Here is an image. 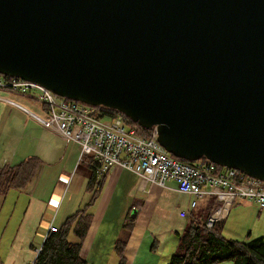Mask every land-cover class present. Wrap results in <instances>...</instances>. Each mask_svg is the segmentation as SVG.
<instances>
[{"label":"water","instance_id":"1","mask_svg":"<svg viewBox=\"0 0 264 264\" xmlns=\"http://www.w3.org/2000/svg\"><path fill=\"white\" fill-rule=\"evenodd\" d=\"M0 73L264 179V0H0Z\"/></svg>","mask_w":264,"mask_h":264},{"label":"crops","instance_id":"2","mask_svg":"<svg viewBox=\"0 0 264 264\" xmlns=\"http://www.w3.org/2000/svg\"><path fill=\"white\" fill-rule=\"evenodd\" d=\"M80 152V143L70 140L59 130L42 104L27 96L0 89V167L30 156L43 161L33 178L36 180L25 189L0 194V218L10 193L16 196L15 200L11 198L13 211L19 202L23 204L16 226L8 233L10 241L6 240V247L0 255L5 264H26L33 260L47 237L50 225L61 226L56 224L55 217L47 220L46 216L49 208L57 213L61 209L62 203L59 208L56 206L64 189L62 183L69 176L70 181L74 175L71 188L75 192L78 188L87 189L92 170L86 165L76 167ZM47 170L49 176L54 174L56 180H59L52 191L46 189L45 185L39 188ZM139 182L135 173L120 166L108 172L95 205L93 223L82 247V256L89 264H110L115 259L114 255L116 261H119L114 242L127 222L130 209L133 210L135 206L134 227L125 250L127 264H168L177 247L178 235L184 230L191 215L207 206L210 199H202L203 203L199 202L192 210V194L180 192L174 180L167 181L165 187L148 183L144 190L139 188ZM126 195L131 205L126 211L119 210L121 213L111 219L115 223L107 225V205ZM71 210L68 204L64 212L69 214ZM182 212L188 216H182ZM108 214L111 215L110 209ZM11 219L12 215H9L8 225ZM117 222L120 224L116 225ZM5 231L6 226L0 222V246ZM173 237L175 240L171 242ZM155 239L157 241L153 246ZM110 240L111 244L107 248L106 244Z\"/></svg>","mask_w":264,"mask_h":264},{"label":"built area","instance_id":"3","mask_svg":"<svg viewBox=\"0 0 264 264\" xmlns=\"http://www.w3.org/2000/svg\"><path fill=\"white\" fill-rule=\"evenodd\" d=\"M0 89L41 103L59 130L80 143L81 158H87L97 177L120 166L138 176L142 190L148 183L165 187L167 181L174 180L180 192L193 195L192 208L198 200L213 197L218 208L207 220L209 227L220 221L236 199L254 201L264 208V179L209 160L178 159L159 143L156 129L145 132L130 118L109 113L105 106L69 99L38 82L2 73ZM56 230L51 226L49 233Z\"/></svg>","mask_w":264,"mask_h":264},{"label":"trees","instance_id":"4","mask_svg":"<svg viewBox=\"0 0 264 264\" xmlns=\"http://www.w3.org/2000/svg\"><path fill=\"white\" fill-rule=\"evenodd\" d=\"M106 109L113 115L127 116L118 109ZM152 129L143 127L145 132ZM200 160L206 158L202 157ZM42 164L40 158L30 156L20 162L0 167V194H7L12 189H25ZM106 177L107 173L100 178L94 173L91 175L87 183V190L91 192L89 201L68 215L56 231L47 235L34 259V264H89L82 256V247L94 220L95 208L93 210L91 208L100 197ZM234 204L235 201L231 202V207ZM217 206L215 198H210L207 206L191 215L184 230L178 235L177 247L168 264H215L221 261H231L232 264H264L263 236L243 240L224 236L222 226L226 212L219 223L212 227L207 225V219ZM132 211L130 209L127 222L114 242V249L119 257L118 264H127L125 250L134 227ZM156 241V239L153 241V246ZM0 264H5L1 256Z\"/></svg>","mask_w":264,"mask_h":264},{"label":"rangeland","instance_id":"5","mask_svg":"<svg viewBox=\"0 0 264 264\" xmlns=\"http://www.w3.org/2000/svg\"><path fill=\"white\" fill-rule=\"evenodd\" d=\"M83 165H85L84 162L78 161L76 164V167L78 166L82 167ZM69 178H67L62 183L64 189L61 192L60 200L56 206V208H59L62 203L61 209H59L58 213L56 210L53 211L51 208H49L47 211V216H46L47 220H51L53 217H55V221L57 225H61L66 219L67 215L85 206V204L89 201V198H90L91 192L87 190L86 187L82 189L78 188L77 191L75 192V190L71 188V183L74 178V175H72L70 181H69ZM35 180L36 178L33 179L29 183V185ZM58 182L59 180H56V177L54 174H51L49 176L48 170H47L44 173L42 182H40L39 184V188H42V185H45L46 189H50V191H52L54 190V187L58 185ZM11 191H12L11 193H14L16 189H12ZM11 193L9 194L8 199L3 207L1 218H0V222L6 226V231L4 233L2 244L0 246V255L2 254L3 250L6 247V244H5L6 240L8 242L10 241V237L7 238L8 233L11 229H13L16 226L19 215L21 214V211H22L21 208L23 207L22 202H19L15 210L14 211L12 210L11 198H14L15 200L16 196H14ZM63 195H65V197ZM70 195H71V198H70ZM129 199H130L129 196L126 195V197H120V198L115 199L113 203L109 202V205H107V218H108V220L106 221L107 225L115 223V221L111 219L114 218L119 213H121V211H126L125 209H127L131 205V203L129 202L130 201ZM199 202L201 204L203 203V200H200ZM68 204L70 206V209L72 207L73 210H71L72 212H69V214H65L64 210ZM203 206L204 204L202 205V207ZM94 208H95V205L92 206L91 209L93 210ZM109 209L111 211V215L108 214ZM135 209H136V206L133 208L132 214L134 212L136 213ZM116 211L118 212L115 213ZM9 215H12V219H11V223L8 225L7 219ZM118 224L120 223L117 222L116 225ZM42 227H44V224H42ZM222 227H223L222 233L224 234V236L228 238L241 239V240L246 239V238L260 237V236H263L264 238V208H260L259 205L254 203L253 201L237 200L236 203L227 211V214L224 217V222H223ZM171 236H174V235L172 234ZM173 240H175V237L171 238L170 241L172 242ZM110 244H111V240L107 242L106 247L108 248ZM114 256H115V259L114 261H111L110 264H118V262L116 261V255ZM33 260H30V261H33ZM215 264H232V263L231 261H221Z\"/></svg>","mask_w":264,"mask_h":264}]
</instances>
